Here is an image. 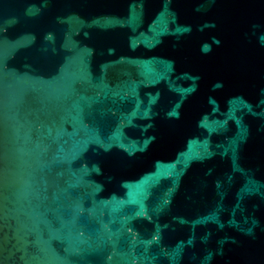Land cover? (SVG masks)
<instances>
[{
	"label": "water",
	"instance_id": "obj_1",
	"mask_svg": "<svg viewBox=\"0 0 264 264\" xmlns=\"http://www.w3.org/2000/svg\"><path fill=\"white\" fill-rule=\"evenodd\" d=\"M0 264H264V0H0Z\"/></svg>",
	"mask_w": 264,
	"mask_h": 264
}]
</instances>
